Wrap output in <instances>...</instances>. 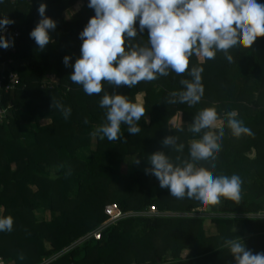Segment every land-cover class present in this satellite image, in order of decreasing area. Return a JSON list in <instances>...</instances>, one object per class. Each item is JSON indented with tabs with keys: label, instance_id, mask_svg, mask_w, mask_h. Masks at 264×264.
Segmentation results:
<instances>
[{
	"label": "trees",
	"instance_id": "1",
	"mask_svg": "<svg viewBox=\"0 0 264 264\" xmlns=\"http://www.w3.org/2000/svg\"><path fill=\"white\" fill-rule=\"evenodd\" d=\"M77 1L0 0V15L13 18L11 27L20 32L14 50L0 48L3 82L8 85L10 72L19 77L12 89L0 91V102L8 109L7 118L0 123V208H4L2 216L13 218L12 230L0 231L3 264H42L43 260H48L45 264H235L224 242L239 237L253 253L264 252V218H259L264 214V200L254 198L264 196V37H258L251 48L231 50V62L221 52L211 60L194 54L182 74L169 69L167 76L142 80L133 87L105 82L101 93L88 95L70 74L71 64L81 54L79 32L94 10L87 0H80L83 5L71 20L62 17ZM41 2L47 4L45 14L57 22L44 49L29 35L40 19L37 9ZM147 39L146 29L132 43H146ZM65 55L72 58L67 67ZM193 66L204 69L201 101L194 106L169 103L170 93L184 90L181 81L192 80L189 71ZM114 91L132 102L142 93L146 111L137 122L139 133H128V126L122 123L121 138L109 141L93 133L107 122V109L100 106V99L105 92ZM57 102L71 108L68 118L55 106ZM207 107H214L224 121L212 174H237L243 181L239 203L221 198L219 204L207 208L227 213L210 218L216 229L211 235L205 233L204 215L163 214L200 207L194 198L177 199L169 190H161L153 198L157 178L145 173L151 167L150 155L156 151H165L176 165L190 161L186 122L192 123ZM232 111L251 134H232L226 115ZM177 112H181L183 124L171 127L170 119ZM45 118L51 123L41 125ZM167 135L178 137L177 143L184 144L182 152L164 148L162 140ZM202 135L198 133L199 139ZM137 158L139 164L134 163ZM125 161L130 163L128 172L122 168ZM54 165L59 167L56 177L50 175ZM196 167L212 170L207 162H196ZM109 203H116L122 211H145L150 205L158 211L122 217L108 224L98 240L86 237L105 220L103 208ZM40 208L50 209L53 218L38 222L34 210ZM234 212L245 213L242 230L232 229ZM137 224L142 231L134 234ZM184 249L189 251L183 258Z\"/></svg>",
	"mask_w": 264,
	"mask_h": 264
},
{
	"label": "clouds",
	"instance_id": "2",
	"mask_svg": "<svg viewBox=\"0 0 264 264\" xmlns=\"http://www.w3.org/2000/svg\"><path fill=\"white\" fill-rule=\"evenodd\" d=\"M87 6L94 10V15L79 32L81 54L71 64L70 79L82 85L88 95L101 93L105 82L114 87H133L142 80L167 76L169 69L182 74L188 70L194 54L211 60L221 52L231 62V50L251 48L258 37H264V3L259 0H87ZM46 8L45 2L39 4L40 19L29 34L40 49L51 42V33L57 27V22L45 14ZM14 23L13 18L0 15V48L14 44V38L4 35L6 26ZM146 29L147 42L133 44V39ZM71 59L70 55L63 57L66 67ZM203 70L202 66H193L189 71L192 80H182L184 90L170 93L169 103L189 106L199 103L204 95ZM55 106L65 118L71 115L70 107L58 102ZM100 106L107 109V122L97 127L93 135L119 140L122 123L132 135L141 131L137 122L145 115L142 103L132 102L127 95L114 91L105 92ZM226 115L234 136L251 134L243 121L236 119L237 112ZM223 124L214 107L202 109L190 126L194 134L203 132L200 139H193L190 144V161L176 165L165 151H156L150 155L151 167L145 173L154 175L159 186L167 188L173 197L194 198L201 210L219 204L221 198L239 203L241 177L212 174L224 135ZM177 140L178 137L167 135L162 144L164 148L171 146L182 152L184 144H178ZM196 162H207L212 170L198 168ZM134 163L139 164L140 159ZM12 227L11 216H0V231H11ZM224 243L235 264H264V252L253 253L241 237Z\"/></svg>",
	"mask_w": 264,
	"mask_h": 264
},
{
	"label": "rangeland",
	"instance_id": "3",
	"mask_svg": "<svg viewBox=\"0 0 264 264\" xmlns=\"http://www.w3.org/2000/svg\"><path fill=\"white\" fill-rule=\"evenodd\" d=\"M80 6V5H79ZM79 6H76L75 7V9H78L79 8ZM73 10H72V8L71 9H69V10H67V11H65L64 12V17L66 18V19H68V20H70L71 18H72V15H73ZM142 98H143V94L141 93V95H139V94H137L136 96H135V102H143V100H142ZM146 119H148V118H146ZM183 124V120H182V118H181V112H177V113H175V115L170 119V126L171 127H178V126H180V125H182ZM190 126H191V123L190 122H186V127H187V130H188V132H187V134H188V140H189V142H190V144H191V142H192V140L193 139H199V137H198V133H196V134H194V133H192L191 131H190ZM93 138V140L95 141V139H96V136L95 137H92ZM250 156H253V153L252 154H250ZM128 160V159H127ZM126 160V161H127ZM124 162L123 164H122V168L124 169V171L125 172H128V171H130V166H129V164L130 163H127V162ZM156 181H155V184H153V187H152V197L154 198V197H156L157 196V194L159 193V192H161V190H168L167 188H161L160 186H159V181L157 180V179H155ZM110 196L112 197V198H114L115 196H114V193H110ZM256 200H258V201H263L264 200V196L263 197H261V198H256V197H254ZM146 209V208H145ZM197 212V213H196ZM48 213V212H47ZM198 213H201V214H198ZM163 214H169V215H177V216H201V215H204L206 218H207V220L203 223V227H204V230H205V233L207 234V235H211V234H214V232L216 231V229H215V224H213L212 222H211V220H210V218L212 219L213 217H215V216H220V215H225V214H227V213H224V212H210V211H207V209L205 210V209H203V210H201L200 208H198V209H190V210H188V212H183V213H179V214H176V213H174V212H171V211H169V212H163ZM244 214L245 213H238V212H234V217H235V219H234V221H233V230H242L243 229V227H242V225H241V223H242V217L244 216ZM40 216H41V213L39 214ZM51 215V214H50ZM48 216H49V214H48ZM260 217H262V216H264V214H262V215H259ZM144 217V216H143ZM142 231V227H140L138 224L136 225V228H135V230H134V234H139V232H141ZM244 242H245V240H244ZM245 244H246V242H245ZM188 249H187V251H182L181 252V257L183 256V255H185V256H183V257H186L187 256V253H188ZM183 254V255H182ZM42 264H45V263H42Z\"/></svg>",
	"mask_w": 264,
	"mask_h": 264
},
{
	"label": "built area",
	"instance_id": "4",
	"mask_svg": "<svg viewBox=\"0 0 264 264\" xmlns=\"http://www.w3.org/2000/svg\"><path fill=\"white\" fill-rule=\"evenodd\" d=\"M4 35L9 38L13 39L14 38V44L10 46L13 50L15 49V45L17 42V39L19 38L20 32L18 29H14L11 27V25L6 26V32ZM5 77L4 74L0 76V91L3 89L7 91L8 89H12L16 84L19 83V77L15 72H10L6 78L9 79L8 85H5L3 82V78ZM8 109L6 107H3L2 103L0 102V123H2L8 115ZM104 214L106 215L105 220L97 226L94 230H92L90 233L87 234L86 237H93L94 239L98 240L101 238V232L102 230L108 225L111 224L122 217L129 216L132 214H148V215H153L155 214L158 209L156 206L150 205L148 206V209L145 211H140V212H135L132 210L129 211H122L116 203H109L106 204L103 208ZM0 264H3L2 258H0Z\"/></svg>",
	"mask_w": 264,
	"mask_h": 264
},
{
	"label": "crops",
	"instance_id": "5",
	"mask_svg": "<svg viewBox=\"0 0 264 264\" xmlns=\"http://www.w3.org/2000/svg\"><path fill=\"white\" fill-rule=\"evenodd\" d=\"M80 5V6H79ZM82 5H83V2L82 1H77L71 8H72V10L74 11L73 12V14L74 13H76L81 7H82ZM76 6H79V8L78 9H75V7ZM71 8H69V9H71ZM69 9H67V10H69ZM66 10V11H67ZM65 12V11H64ZM64 12L62 13V17H63V19L64 20H68V19H66L65 17H64ZM73 16V15H72ZM72 19V18H71ZM70 19V20H71ZM139 95H141V94H139ZM142 100H143V98H142ZM142 103V102H141ZM41 125H47V124H49V123H51V120L50 119H48V118H45V119H41L40 120V122H39ZM58 170H59V167L58 166H56V165H54V166H52L51 168H50V175L52 176V177H56L57 176V172H58ZM55 174V175H54ZM48 212V213H47ZM3 213H4V208H0V216H2L3 215ZM41 213V216L39 215ZM48 214H49V216H48ZM51 214V215H50ZM34 215H35V218H36V220L39 222V221H50L52 218H53V214H52V212L50 211V209H48V208H40V209H35L34 210ZM45 247L46 248H49L50 247V245L46 242L45 243ZM184 251H187V249H184ZM183 255V254H182ZM183 256H185V255H183ZM182 256V257H183ZM184 258V257H183ZM48 262V260H43V263H47Z\"/></svg>",
	"mask_w": 264,
	"mask_h": 264
}]
</instances>
